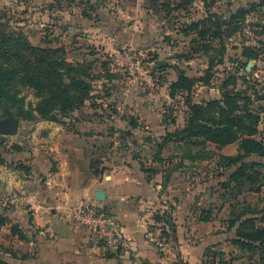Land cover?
<instances>
[{"label":"crops","instance_id":"0c3cea01","mask_svg":"<svg viewBox=\"0 0 264 264\" xmlns=\"http://www.w3.org/2000/svg\"><path fill=\"white\" fill-rule=\"evenodd\" d=\"M125 95L119 97L122 105L96 106L95 98L59 121L37 123L36 144L22 161L30 168L24 181L32 185L27 218L18 224L25 238L12 235L8 224L0 229V244L25 257L5 253L1 258L13 264H264L232 244L235 226H227L230 208L222 196L228 194L220 183L234 168H220L213 157L185 160L183 167L170 171L178 157L169 158L173 150L167 153L168 148L156 153L155 147L183 122L165 121L139 94ZM218 152L234 155L237 143ZM249 159L259 160L256 155ZM92 160L99 162V175L91 171ZM96 190L104 191L103 200L95 198ZM262 192L245 191L238 199ZM83 202L106 208L120 223L125 247L115 256L94 247L89 232L71 219V209ZM212 204L222 206L202 220L201 211ZM169 206L174 230L165 238V226L155 215ZM155 238L164 241L163 251Z\"/></svg>","mask_w":264,"mask_h":264},{"label":"rangeland","instance_id":"374dc122","mask_svg":"<svg viewBox=\"0 0 264 264\" xmlns=\"http://www.w3.org/2000/svg\"><path fill=\"white\" fill-rule=\"evenodd\" d=\"M0 23H7L16 39L61 48L67 65L57 69L66 82L69 72L88 83L94 105H122L120 95L139 94L167 122L182 123L186 111L184 94L170 97L172 83L180 72L204 77L212 60L209 80L196 81L191 88L192 101L219 99L225 90L242 92L260 114L258 135L264 139V0H0ZM244 49H254L257 57L247 58ZM20 78L11 83L16 97H23L17 132L0 135V209L10 218L9 229L27 218L26 195L32 185L23 174L30 168L28 162H17L30 157L37 123L45 120L29 109L38 91ZM6 110H0V118ZM30 110L34 118L26 117ZM257 157L264 164V157ZM262 189L261 196L246 195L239 201L249 202L264 221ZM5 253L13 259L25 257L1 246L0 260L7 264L13 263L1 258Z\"/></svg>","mask_w":264,"mask_h":264},{"label":"trees","instance_id":"16d2710c","mask_svg":"<svg viewBox=\"0 0 264 264\" xmlns=\"http://www.w3.org/2000/svg\"><path fill=\"white\" fill-rule=\"evenodd\" d=\"M217 35L219 36V33ZM17 36V33L7 29V23H0V110L8 109L15 116L19 115L23 97H16L11 83L21 76L27 79L30 87L35 86L38 91L37 101L34 107L29 106V109L36 112L40 119L59 121L61 117L82 107L86 100H92L88 83L70 75L69 72L66 82L63 74L57 69L61 64L67 65L61 48L37 47L22 36L16 39ZM243 55L247 58L257 57L254 49H244ZM211 66L212 60L204 77H187L180 72L172 83L170 97L181 94L182 98L184 94L185 118L182 126L164 134L155 150L160 153L163 148L173 147L168 157L174 154L178 161L169 167L170 171L183 167L185 160L198 163L213 157H217V165L220 168H234L229 177L220 183L228 194L222 196V202H228L230 208L227 226H235L236 237L232 239V244L250 255L260 252L259 258L264 260L263 218L255 215L258 211L252 208L249 202L238 199L245 191L259 193L264 188V164L246 160L250 155L264 157V139L258 135L260 114L250 108V97L240 91L225 90L219 99L193 102L191 88L196 81L209 80ZM31 110L25 112L26 117L34 118ZM232 143H237V152L234 155L218 152L222 146ZM0 146H4L2 141ZM12 147L21 151L19 145ZM17 164L23 166L24 163L18 161ZM98 166L97 160L91 161L90 168L94 175L100 174ZM220 174L221 172L215 175ZM221 206L222 204L210 205L208 209L201 211L200 218L209 220ZM170 208L169 206L163 213L155 215V221L163 222L166 227L161 229V235L165 238L174 230ZM4 211L3 208L0 209V229L10 221ZM10 233L25 238L18 225H12ZM11 254L14 256L15 252ZM116 254L105 253L108 257ZM0 264L7 263L0 260Z\"/></svg>","mask_w":264,"mask_h":264},{"label":"built area","instance_id":"2783aa9c","mask_svg":"<svg viewBox=\"0 0 264 264\" xmlns=\"http://www.w3.org/2000/svg\"><path fill=\"white\" fill-rule=\"evenodd\" d=\"M74 223L89 232L90 242L104 253H119L124 247L122 228L117 219L106 208L91 203H81L70 211ZM150 238H154L150 235ZM158 249L164 250V241L154 239Z\"/></svg>","mask_w":264,"mask_h":264},{"label":"water","instance_id":"95a60500","mask_svg":"<svg viewBox=\"0 0 264 264\" xmlns=\"http://www.w3.org/2000/svg\"><path fill=\"white\" fill-rule=\"evenodd\" d=\"M160 63H157L159 66ZM18 128V118L10 111H5V117L0 118V135L1 136H11L16 134ZM95 198L98 201L104 199V191L103 190H96L95 191Z\"/></svg>","mask_w":264,"mask_h":264}]
</instances>
